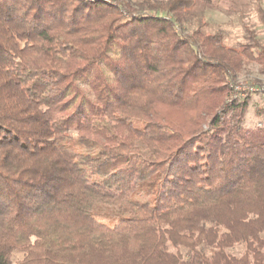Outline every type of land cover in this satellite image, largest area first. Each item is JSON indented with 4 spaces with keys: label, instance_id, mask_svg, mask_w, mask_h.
I'll return each mask as SVG.
<instances>
[{
    "label": "trees",
    "instance_id": "obj_1",
    "mask_svg": "<svg viewBox=\"0 0 264 264\" xmlns=\"http://www.w3.org/2000/svg\"><path fill=\"white\" fill-rule=\"evenodd\" d=\"M197 2L0 0V264H264V127L228 102L264 47L180 33Z\"/></svg>",
    "mask_w": 264,
    "mask_h": 264
},
{
    "label": "rangeland",
    "instance_id": "obj_2",
    "mask_svg": "<svg viewBox=\"0 0 264 264\" xmlns=\"http://www.w3.org/2000/svg\"><path fill=\"white\" fill-rule=\"evenodd\" d=\"M122 1L135 7L142 1L158 3L166 0ZM260 4L264 9V0H261ZM254 6L255 2L252 0H211L209 5L197 2L194 8L187 12L180 33L191 35L200 30L210 35L221 34L225 46L238 48L247 43L249 32H253L260 45L264 47V28L258 20ZM231 83L233 85L251 83L259 88V91L254 92L245 87L238 90L241 99L248 97V108L242 127L245 130L264 127V73L260 72L259 66L255 63H245L242 71ZM104 213L106 214L103 215V222L106 221L107 224L113 225L117 220L113 212L105 210ZM241 252L240 248L232 251L236 255Z\"/></svg>",
    "mask_w": 264,
    "mask_h": 264
},
{
    "label": "built area",
    "instance_id": "obj_3",
    "mask_svg": "<svg viewBox=\"0 0 264 264\" xmlns=\"http://www.w3.org/2000/svg\"><path fill=\"white\" fill-rule=\"evenodd\" d=\"M252 85L253 84H251V83H247V85H244V84H242V85H233L231 83V87L233 88L234 93L232 95V99H229L228 102H230L231 100H239L240 101L242 97H241L240 92L238 90H240L243 87H245L246 89H248L251 92L259 91V88L254 87L256 85H253V86Z\"/></svg>",
    "mask_w": 264,
    "mask_h": 264
}]
</instances>
